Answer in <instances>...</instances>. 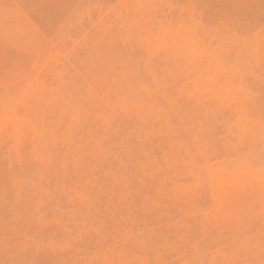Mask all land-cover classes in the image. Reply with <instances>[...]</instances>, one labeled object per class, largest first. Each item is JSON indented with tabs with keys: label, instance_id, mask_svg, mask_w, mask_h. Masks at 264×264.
<instances>
[{
	"label": "rangeland",
	"instance_id": "1",
	"mask_svg": "<svg viewBox=\"0 0 264 264\" xmlns=\"http://www.w3.org/2000/svg\"><path fill=\"white\" fill-rule=\"evenodd\" d=\"M61 1L63 0H0V148H2L0 149V249L4 248L2 249L4 250L3 252L0 250V258L3 260L1 261L0 259V264L5 262L7 256L6 262L13 264V261L14 263L16 262L13 259L21 260L23 258V256H21L22 254L25 257L23 258L24 260L27 258L29 260L30 256L31 258L35 256L34 261H36V263H32L33 261L29 260L30 262L28 264H51L59 260L56 259V256H59L60 260H63V262L65 258H70L71 256V259L74 261L75 257L73 253L76 251L78 253H76V259L78 261L80 259L83 260L84 264H95V262L96 264H100V260L101 264L102 262L103 264L106 262L107 264H119V262L120 264H124V262L125 264H133L134 262H137L135 264H151L153 261L152 264H156V262L157 264H159V262L162 264H169V261L172 264H192V262L196 260V262H194L196 264L199 255L202 258V262L199 258L198 261L200 262L197 264H204L205 260V264H216L217 262V264H222V258H228L229 261L225 259L227 260L225 264H264V0ZM142 33H144V35ZM162 35L165 38L164 40L161 39V43L168 47V50L164 52L155 45ZM146 39H148V41H146ZM102 44L104 46H102ZM105 45L107 52L105 50ZM136 45L139 47H135ZM120 56L121 58H119ZM117 58L119 60H116ZM116 67L120 70L118 68L116 69ZM125 67L128 68L125 69ZM123 83L127 86H124ZM140 85L144 87V90H148L149 94L146 95L144 91H139ZM100 93L101 95H99ZM142 95H144V97ZM34 97L37 98L34 100ZM29 98L31 99L29 100ZM127 99L131 101L129 102ZM27 100L28 102H26ZM72 101H74V104ZM25 104H29L31 111L26 112L25 108L21 109L25 107ZM19 112L22 114L26 112L25 116L29 120L31 127L36 128V134H34L31 129L27 128L21 135L15 137L11 130L8 129L9 126L7 127V125L9 123L8 118L10 114L22 115ZM51 115L53 117H51ZM89 116L93 117L95 121L89 118ZM117 117L119 119H117ZM57 118L60 120H57ZM79 118H83L81 119L82 123ZM115 118L117 119V123ZM110 121L113 123V128ZM87 124L90 126L92 125V127ZM110 128L112 130H110ZM75 131L77 133H75ZM111 134L113 135L111 136ZM2 135H4L5 138ZM88 135L90 136L88 137ZM79 137H81V139ZM43 138L45 139L44 141ZM107 138L109 139L108 141H106ZM17 140L20 142L18 143ZM9 142L11 143L10 145ZM108 143L110 145H108ZM50 146H52V149L49 148ZM55 146L56 148H54ZM89 146L93 149L91 150V148H88ZM96 146H99V150H97ZM112 148H114L116 153ZM60 150L63 151L61 152ZM116 150L119 153H117ZM124 150L126 151L125 153L123 152ZM97 154L98 156H96ZM89 157H93V159H88ZM107 157H109V159ZM110 157L111 159L114 158L112 160L113 162L110 160ZM117 157L120 158V161ZM58 159H60V162ZM115 159L117 162H120V166L123 164L125 167L123 168L122 166L120 167L119 164L117 165V162L114 161ZM31 160L32 164L35 163V168H37L38 171L33 168L34 166L31 164ZM40 161L41 163L39 165L38 162ZM108 161H111L114 166ZM20 163L23 165H20ZM25 164L27 167L24 166ZM18 165L20 166V170L16 169L17 167L19 168ZM28 166L33 170H30ZM56 167L59 168L58 170L61 169L59 174H57L58 170ZM100 167L103 168L100 170ZM21 168L27 170H24V172ZM108 169L111 171L109 172ZM17 170L20 171H18L19 174ZM99 170L101 173L105 174V176L104 174L102 176L104 180L98 175L100 182L106 183L105 186L104 183L98 184L99 180L97 174H100ZM28 171H31L33 174L29 173L27 176L26 173H28ZM22 172H24V174ZM111 172L112 178L109 176ZM50 173H55V175ZM116 173L129 174L133 179L127 177L129 179L128 185L119 184L118 181H114V175ZM30 174L31 178L29 177ZM45 175L48 178H46ZM68 175H72L70 177L71 179ZM229 177L232 179L231 181H229ZM106 178L107 181L105 182ZM19 179H21V181ZM48 179L49 181L51 180V182H48ZM83 179L85 181H83ZM42 180H44V184L47 183L45 187L44 184H42ZM71 180L72 182H70ZM65 182L67 184L69 183L67 185L68 187ZM24 183L27 188L29 187V191H27V188H24L26 187ZM28 184L31 186V193H29L30 186ZM37 184H39V186ZM58 184L60 190L58 189ZM95 184L96 186L98 184V187H95ZM107 184H109V186L111 184L112 186L104 188ZM131 184L133 186L128 187ZM87 185L89 189H86ZM100 185H102V187H100ZM16 186L19 187L17 188ZM73 186H75L73 188L75 191L71 190ZM114 186L116 189L119 188L116 190ZM124 186L125 188L123 189ZM134 186L135 188H132ZM78 187H80L81 190H77ZM126 187H128L129 191ZM92 188L99 189L96 191V189L93 190ZM110 188H112L111 192H109ZM32 189L34 190L32 191ZM42 189L44 191L43 193H41ZM106 189L108 192L104 193L107 191ZM113 189L116 192H114ZM149 189H152L151 192ZM14 190H16V193ZM122 190L124 194L121 193L120 195ZM88 191L90 193L89 197ZM126 191L127 193H125ZM228 191L235 193L231 199V208H224V214L221 215L219 214L220 209L217 208V206L226 207V204L222 198L215 199L214 196ZM12 192L14 193L12 194ZM57 192L59 194H57ZM134 192L136 193L133 194ZM238 192H246L247 195H241ZM93 193H95V195H93ZM114 193L115 195H113ZM151 193L154 196H152ZM154 193L158 196L156 195L155 197ZM7 194H10V196ZM11 194L13 198H11ZM30 194L32 195L30 196ZM143 194L146 195L144 196ZM40 195L42 196L40 197ZM106 195L110 201L106 198ZM122 195H124V205L120 200ZM26 196L27 198H25ZM60 196H63V198L66 196L68 198H66L67 200H63ZM74 196L78 198L79 204L82 201L81 204L83 205L84 203L83 206L78 204L79 206L75 211L74 208L77 207V204L76 201H73L74 199L76 200ZM112 196L115 200L111 199ZM5 197H9V199ZM59 197L62 198V200ZM97 197L98 199L100 197V202L98 199L95 200ZM136 197H139V200H135ZM179 197L184 200H181V198L179 199ZM22 198L26 202L21 201L23 200ZM31 198L35 199L31 201ZM69 198L70 200L74 198L72 203H75L71 206H68L69 202L67 201H70ZM91 198L92 200H89ZM132 198L135 201H133ZM154 198L157 200L155 201ZM160 198H163L162 202ZM82 199H85V201ZM86 199L88 201H86ZM93 199L95 201H93ZM169 199L172 200L169 201ZM33 200H35V202ZM43 200L45 202H43ZM118 200H120L121 203H119L120 201ZM141 200L142 202H140ZM146 200L149 201V204L151 203L150 206L146 203ZM10 201H12V205L17 206V209L20 208L23 202L21 207L23 209H19L18 212L16 209L15 212L17 214H14L15 207L11 206ZM63 201L65 202L64 204L62 203ZM131 201L136 202L130 203L131 209L134 208V211L133 209L131 211L130 205L128 206V203ZM137 201H139V203ZM143 201L146 202L143 203ZM178 201L181 204L177 203ZM95 202H98V204L93 208L92 206L95 205ZM8 203L10 204L8 205ZM100 203H102V205H100ZM164 203H168L167 210H170L169 212L165 209L167 206ZM17 204H19V206ZM25 204L28 207H26ZM119 204L121 207L123 206L122 210H119ZM152 204L153 208H150ZM6 205L11 207V209L8 206L5 208L4 206ZM44 205H46V207ZM98 205L101 206V209L96 210ZM155 205H157V207L160 206V209L155 207ZM66 206L67 208L69 207L68 209L70 211ZM80 206H86V208L89 206L88 210L92 207L93 212L92 210L88 211L84 209L85 207L81 210L82 207ZM111 206H114L113 209ZM117 207H119L118 210L116 209ZM137 207L142 208L138 209ZM7 208L9 209L7 210ZM40 208L45 209V212ZM55 208L56 210L59 209L58 212ZM162 208H164L165 211ZM173 208L175 209L173 210ZM4 209L6 211H4ZM78 209L83 211V213ZM149 209L151 211H149ZM9 210L13 211L12 213L18 216V218L9 215V213L12 214ZM22 210L25 213H23ZM103 210H105V215L102 212ZM157 210H161V212L164 211L167 214L164 212H162L163 214L161 212L159 213ZM197 210L200 211V214L196 213ZM119 211L127 212H125L126 214L123 213V217H119V214H121ZM27 212H30V214ZM56 212L58 213V216H56L57 219L55 218V215H57ZM60 212L64 215L67 213L70 220L66 219L68 217L67 215H65V217L62 214L64 216L63 218ZM68 212L71 214H68ZM75 212H77V216L73 215ZM145 212L149 215L147 216ZM153 212L154 214L157 212L159 219L156 217V214L154 216ZM44 213H46V217ZM80 213H82V215L91 213L86 216L87 218L89 217L91 224L89 219L83 218L82 215L79 216L78 214ZM96 213L100 214L99 216L101 218L97 216ZM109 213H111V217ZM117 213H119L118 216ZM27 214H29V219L26 218ZM48 214H50L49 216L54 223L48 218ZM124 214L128 215V218H131L132 220L130 219V221L133 223L128 221L127 216L124 218ZM32 215L34 216L32 217ZM103 215L106 219L102 218ZM201 215H204V217ZM42 216H44L45 219ZM77 217H82L83 220L78 219V221L80 220V225L76 226L75 224H78ZM97 217L98 219L100 218L99 221L103 226L100 225L98 220H95ZM116 217H119V219L122 218L120 220L121 222L124 221V224L121 223V225H119L120 223L117 221ZM30 218L32 220H30ZM91 218H93V220ZM108 218H112V220L108 221ZM138 218L139 221L137 220ZM213 218L215 220H213ZM1 219H3V222ZM64 219L67 220V222L64 221ZM153 219H155V221ZM211 219L212 222L209 221ZM6 220H8L9 227L6 225ZM44 220L45 223H47L46 226L43 224ZM71 220L74 222H71ZM158 220L161 221L158 222ZM24 221L25 223H23ZM31 221L37 223L35 224L33 222L35 228L40 226L42 229L39 230V228H36V230L33 228L34 224ZM183 221L186 222V224ZM207 221L209 224L212 223L213 230H211L212 228L209 227ZM217 221L219 223H217ZM4 222L6 224H4ZM68 222H71L70 225L73 224L76 226L78 232H76L77 230L74 231L76 228L73 226L71 229L72 232L69 230L70 228L68 226V228L65 227L66 223L69 225ZM110 222H112V224H109ZM26 223L30 227V229L28 227V234H26ZM38 223H41V225H38ZM51 223L54 225L53 228L52 226L50 227ZM63 223L64 225H62ZM87 223L91 232L88 226H86ZM145 223L149 229H146L148 227ZM150 224H152V226ZM48 225L49 228L47 229ZM81 225L85 230L87 227V232L79 228L82 227ZM130 225L134 228L130 227ZM194 225L196 228H192ZM226 225L228 227H226ZM5 226L10 231L7 230ZM17 226L21 227L20 229L22 231L26 229L24 231L26 233L21 232ZM98 226L99 228H97ZM110 226L111 230L109 228ZM93 227L95 230L97 229V232ZM105 227L108 229L105 230ZM115 227L117 232H115V230L114 232L112 231ZM120 227L124 229L122 230ZM60 228L66 230V233L64 232L63 234L64 236H66L65 234H67V236L69 235L67 238H62L63 240L56 239L60 234L56 232V230L59 231ZM194 228L197 231L196 233L195 231L193 232V230H195ZM18 229L20 231H17ZM51 229L53 232L49 231ZM190 229L192 230L191 232ZM93 230L96 235L93 233ZM188 230L189 232H186ZM33 231H39V233L41 231V237L44 239H40L39 235L38 241L37 237L39 233L36 236L37 232ZM46 231H49V233ZM81 231L85 234L87 233V235L83 233L87 245L83 242L84 238H82V241L81 237H78ZM104 231H106L105 234ZM2 232L7 233L6 236H8V239ZM10 232L13 234L11 235ZM51 232L53 235L56 234L55 236L57 237H52L53 235ZM110 232L113 234L112 236ZM43 233L45 236L48 235L49 237L52 235L51 237L54 239H49L48 236L45 238ZM70 233H72L71 236ZM92 233L96 237L93 236ZM229 233L231 234L228 235ZM98 234H104L99 236H101L102 239L103 236H105V240L107 236H111L110 240L108 238V243L113 237L116 238V241L112 240L114 243L111 241V244H108L106 242L107 240L102 241L101 239V241H99L100 238H98ZM114 234L119 237L114 236ZM188 234H192V237ZM200 234L202 236H200ZM92 236L95 238L93 241H89ZM61 237L63 236L61 235L59 239ZM69 237H71L70 239L73 241L66 240L65 242V238L69 239ZM86 237L88 241H86ZM212 237H214L215 240ZM229 237L231 241H229ZM167 238L168 241L165 240ZM181 238H183V240ZM210 238H212V240ZM19 239H21V242ZM55 239L58 240V242H55ZM118 239L122 241H118ZM155 239L156 241H154ZM50 240H52V242ZM129 240H131V242ZM162 240H164L165 243ZM8 241L11 242V245ZM12 241H14L13 244ZM61 241H63V243ZM74 241H76L79 246L76 244L73 245ZM188 241H190V244H188ZM59 242H61L62 246ZM116 242H121L124 246ZM209 242L211 244H209ZM21 243H24V245ZM141 243L142 247H140ZM170 243L174 246V249ZM176 243H178V245ZM7 244L9 246H7ZM27 244H30V246ZM47 244L49 245V249L52 250L50 251L52 255L49 253L50 256H53V253L55 255L58 249L59 251L56 252V254H60L64 250V246L66 248L64 252L66 251V253H69L67 254L69 256H67L66 253H63L66 256L65 258H63L64 255H56L54 256L55 258H53L55 261L51 262L53 259H50L47 251V253L45 252V246L48 249ZM41 245L44 246V251L43 248L41 249ZM75 245L77 249H74ZM210 245H214V247L212 248ZM22 246L24 250L21 249ZM59 246L61 247L59 248ZM105 246L107 251L103 249ZM165 246L168 251L164 249ZM183 246L188 247V251H186L190 252V256L188 253H184V255L187 256L182 254L183 251L186 252ZM30 247L32 248L31 251H29ZM67 247L71 249L68 251ZM89 247L93 248V250H90ZM126 247H128L129 250ZM175 247L177 249H175ZM178 247H182L184 250ZM85 248H87V252ZM94 248L98 254L94 251ZM118 248L120 249L119 251ZM33 249H35V254H33L34 251L31 253ZM72 249H74L73 252ZM103 250H105L108 255ZM37 251L39 252L38 254ZM42 251L46 254L45 256H42L44 255ZM79 251L81 253H79ZM129 251H131L132 254L134 253V256ZM164 251H166V253ZM198 251L204 254L197 253ZM151 252L153 254H151ZM213 252L215 255H213ZM3 253H9V255L5 254V256H3L1 255ZM110 253L116 256L112 254L110 257ZM91 254L97 256L93 257ZM121 254L124 259L120 256ZM130 254L134 259L131 258ZM217 254H219V256L215 258ZM38 255L42 257L39 259ZM152 255L156 257V260ZM193 255H197L195 257L196 259ZM212 256H214L213 258L215 261ZM11 257L13 258L11 259ZM17 257H20V259ZM36 257L38 258L36 259ZM112 257L115 259H112ZM189 257H192V259ZM127 258H131L129 263ZM150 258L153 260L150 261ZM76 259L75 262L77 264L78 261ZM11 260L13 261L11 262ZM72 260H70L71 263L75 264ZM61 261L58 262L61 264ZM21 262L27 264L28 261ZM67 262L70 264L68 259ZM81 262L79 261V264ZM18 263L19 261L16 264ZM63 264H66V261Z\"/></svg>",
	"mask_w": 264,
	"mask_h": 264
},
{
	"label": "bare ground",
	"instance_id": "2",
	"mask_svg": "<svg viewBox=\"0 0 264 264\" xmlns=\"http://www.w3.org/2000/svg\"><path fill=\"white\" fill-rule=\"evenodd\" d=\"M54 1H55V0H54ZM63 1H64V0H63ZM63 1H61V2H63ZM66 1H67V0H66ZM100 16H101V15H100ZM89 22H90V21H89ZM96 22H97V21H96ZM96 24H98V23H96ZM97 29H98V28H97ZM134 33H135V32H134ZM142 34L144 35V33H142ZM117 35H118V33H117ZM132 35H133V34H132ZM135 35H136V34H135ZM136 36H137V35H136ZM136 36H135V38H136ZM97 37H98V36H97ZM164 38H165V37L162 35V36L159 38V40L155 43L156 47H157L158 49H160L161 51H163V52L168 50V47L165 46V45H163V44L161 43V39L164 40ZM99 39H100V37H99ZM107 39H108V38H107ZM137 39H138V38H137ZM141 39H142V37H141ZM94 40H95V39H94ZM100 40H101V39H100ZM95 41H96V40H95ZM95 41H94V42H95ZM140 41H141V40H140ZM146 41H148V39H146ZM111 42H112V41H111ZM99 43H100V41H99ZM140 43H141V42H140ZM109 44H110V43H109ZM102 46H104V45L102 44ZM107 46H108V44H107ZM135 47H139V46L136 45ZM140 47H141V45H140ZM100 48H101V46H100ZM114 49H115V48H114ZM103 50H104V49H103ZM105 50H106V45H105ZM137 50H138V49H137ZM149 50H150V49H149ZM134 51H136V50H134ZM106 52H107V50H106ZM106 52H105V53H106ZM130 52H131V51H130ZM105 53H104V54H105ZM121 53H122V52H121ZM135 53H136V52H135ZM143 53H144V52H143ZM151 55H152V54H151ZM123 56H125V55H123ZM136 56H137V55H136ZM100 57H101V56H100ZM104 57H105V55H104ZM149 57H150V56H149ZM105 58H106V57H105ZM119 58H121V56H120ZM153 58H154V57H153ZM89 59H90V58H89ZM90 60H91V59H90ZM116 60H119V59L117 58ZM137 60H139V59H137ZM91 61H93V60H91ZM150 61H151V60H150ZM138 62H140V61H138ZM152 63H153V62H152ZM152 63H151V64H152ZM141 64H142V63H141ZM117 66H118V65H117ZM108 68H109V67H108ZM117 68H118V67H116V69H117ZM120 68H121V67H120ZM126 68H128V67H125V69H126ZM151 68H152V67H151ZM118 69H119V68H118ZM119 70H120V69H119ZM119 70H118V71H119ZM118 71H117V72H118ZM95 72H97V71H95ZM105 72H106V71H105ZM118 73H119V72H118ZM139 74H140V73H139ZM113 75H115V74H113ZM116 75H117V74H116ZM143 75H144V73H143ZM100 76H101V75H100ZM121 77H122V76H121ZM96 78H97V77H96ZM96 78H95V79H96ZM125 78L127 79L126 76H125ZM125 78L123 77V79L126 81ZM91 79H92V78H91ZM91 79H90V80H91ZM124 80H123V81H124ZM148 80H149V79H148ZM148 80H146V81H148ZM109 81H110V80H109ZM112 81H113V80H112ZM127 81H128V79H127ZM139 81H140V80H139ZM85 82H86V81H85ZM110 82H111V81H110ZM86 83H87V82H86ZM126 83H129V82H126ZM149 83H150V82H149ZM117 85H119V84H117ZM123 85H124V83H123ZM89 86H90V85H89ZM97 86H98V85H97ZM106 86H107V85H106ZM124 86H127V85L125 84ZM150 86H152V85H150ZM98 87H99V86H98ZM152 87H153V86H152ZM115 88H117V87H115ZM82 89H83V88H82ZM102 89H103V88H102ZM104 89H105V88H104ZM124 89H126V88H124ZM95 90H96V89H95ZM107 90H108V89H107ZM117 90H118V89H117ZM118 91H119V90H118ZM124 91H126V90H124ZM132 91H133V89H132ZM139 91H144L146 95L149 94L148 90H144V87H142V85L139 86ZM99 92H100V91H99ZM109 92H110V91H109ZM96 93H97V92H96ZM122 93H123V92H122ZM130 93H131V92H130ZM130 93H129V94H130ZM140 93H142V92H140ZM80 94H81V92H80ZM75 95H76V94H75ZM99 95H101V93H100ZM36 96H38V95H36ZM109 96H110V94H109ZM127 96H128V95H127ZM142 96L144 97V95H142ZM142 96H141V97H142ZM29 97H30V96H29ZM78 97H79V96H78ZM122 97H123V96H122ZM143 97H142V98H143ZM26 98H27V97H26ZM26 98H25V99H26ZM36 98H37V97H34V100H35ZM66 98H67V97H66ZM73 98H75V97H73ZM73 98H72V99H73ZM105 98H106V97H105ZM112 98H113V97H112ZM128 98H129V97H128ZM130 98H131V97H130ZM30 99H31V98H29V100H30ZM79 99H80V98H79ZM113 99H114V98H113ZM134 99H135V98H134ZM75 100H76V99H75ZM125 100H126V98H125ZM76 101H77V100H76ZM76 101H75V102H76ZM105 101H106V100H105ZM107 101H108V99H107ZM121 101H123V100H121ZM127 101H129V100L127 99ZM130 101H131V100H130ZM130 101H129V102H130ZM26 102H28V100H27ZM48 102H49V101H48ZM73 102H74V101H72V103H73ZM125 102H126V101H125ZM129 102H128V103H129ZM20 103H21V102H20ZM57 103H58V102H57ZM59 103H60V102H59ZM106 103H108V102H106ZM115 103H116V102H115ZM73 104H74V103H73ZM75 104H76V103H75ZM77 104H78V103H77ZM110 104H111V103H110ZM131 104H132V103H131ZM108 106H109V105H108ZM114 106H115V105H114ZM117 106H118V104H117ZM21 107H22V106H21ZM109 107H110V106H109ZM23 108H25L26 112L31 111V107L29 106V104H25V107H22L21 109H23ZM68 108H69V107H68ZM119 108H121V107H119ZM119 108H117V109H119ZM132 108H133V107H132ZM69 109H71V108H69ZM75 109H76V108H75ZM18 110H19V109H18ZM56 110H57V109H56ZM67 110H68V109H67ZM71 110H72V109H71ZM16 111H17V110H16ZM109 111H110V110H109ZM111 111H112V110H111ZM117 111H118V110H117ZM7 112H8V111H7ZM26 112H24V114H22L21 112H19V113H21L22 115H15L14 113H11L10 116H9V118H8L9 123H8L7 127L9 126L8 129L11 130V132L14 134L15 137H18L19 135H21L22 132H24L27 128L31 129V131H32L34 134H36V128H35V127H31L29 120H28L27 117L25 116ZM56 112H57V111H56ZM65 112H66V111H65ZM65 112H64V113H65ZM67 112H68V111H67ZM89 112H90V111H89ZM100 112H101V111H100ZM112 112H113V111H112ZM118 112H119V111H118ZM76 113H77V112H76ZM81 113H82V112H81ZM113 113H114V112H113ZM68 114H69V112H68ZM86 114H87V113H86ZM110 114H111V112H110ZM119 114H120V113H119ZM126 114H128V113H126ZM112 115H113V114H112ZM54 116H56V115H54ZM65 116H66V114H65ZM65 116H64V117H65ZM74 116H75V115H74ZM79 116H80V115H79ZM114 116H116V115H114ZM114 116H113V117H114ZM117 116H118V115H117ZM130 116H131V115H130ZM51 117H53V116L51 115ZM56 117H57V116H56ZM81 117H82V116H81ZM85 117H86V116H85ZM100 117H101V116H100ZM120 117H121V115H120ZM54 118H55V117H54ZM89 118H92V119L95 121V119H94L93 117H90V116H89ZM110 118H111V117H110ZM58 119H59V118H57V120H58ZM79 119H80V118H79ZM81 119H83V118H81ZM81 119H80V121H81ZM99 119H100V118H99ZM115 119H116V118H115ZM117 119H119V118L117 117ZM117 119H116V123H117ZM59 120H60V119H59ZM63 120H64V119H63ZM85 121H86V120H85ZM96 121H97V120H96ZM71 122H72V120H71ZM76 122H77V121H76ZM97 122H99V121H97ZM113 122H114V121H113ZM64 123H65V121H64ZM74 123H75V121H74ZM81 123H82V121H81ZM81 123H80V124H81ZM85 123H86V122H85ZM88 123H90V122H88ZM110 123H111V125L113 124L112 121H110ZM69 124H70V122H69ZM96 124H97V123H96ZM99 124H100V123H99ZM73 125H74V124H73ZM87 125H89V124H87ZM114 125H115V124H114ZM38 126H39V125H38ZM49 126H50V125H49ZM49 126H48V127H49ZM81 126H82V125H81ZM84 126H85V125H84ZM89 126H90V125H89ZM94 126H95V125H94ZM115 126H116V125H115ZM48 127H47V128H48ZM78 127H79V126H78ZM90 127H92V125H91ZM100 127H101V126H100ZM52 128H53V127H52ZM76 128H77V127H76ZM94 128H95V127H94ZM96 128H97V127H96ZM112 128H113V125H112ZM114 128H115V127H114ZM39 129H40V128H39ZM55 129H56V128H55ZM84 129H85V128H84ZM99 130H100V129H99ZM110 130H112V129L110 128ZM110 130H108V131H110ZM6 131H8V130H6ZM6 131H5V133H6ZM72 131H73V130H72ZM87 131H88V130H87ZM27 132H28V131H27ZM38 132H39V131H38ZM110 132H111V131H110ZM114 132H115V131H114ZM5 133H4V134H5ZM75 133H77V132L75 131ZM93 133H94V132H93ZM108 133H109V132H108ZM111 133H112V132H111ZM6 134H7V133H6ZM8 134H9V133H8ZM78 134H79V133H78ZM116 134H117V132H116ZM45 135H46V134H45ZM72 135H73V133H72ZM106 135H108V134H106ZM112 135H113V134H111V136H112ZM2 136L4 137V135H2ZM70 136H71V134H70ZM74 136H75V135H74ZM77 136H78V135H77ZM89 136H90V135H88V137H89ZM7 137H8V136H7ZM36 137H37V136H36ZM42 137H44V136H42ZM42 137H41V139H42ZM45 137H46V136H45ZM93 137H94V136H93ZM109 137H110V136H109ZM4 138H5V137H4ZM4 138H3V139H4ZM20 138H21V137H20ZM79 138L81 139V137H79ZM79 138H78V139H79ZM84 138H85V136H84ZM96 138H97V137H96ZM50 139H51V138H50ZM73 139H74V138H73ZM73 139H72V140H73ZM86 139H87V138H86ZM5 140H6V139H5ZM5 140H4V141H5ZM25 140H26V139H25ZM35 140H36V139H35ZM44 140H45V139L43 138V141H44ZM75 140H76V139H75ZM82 140H83V139H82ZM82 140H81V141H82ZM88 140H90V139H88ZM91 140H93V139H91ZM94 140H95V138H94ZM108 140H109V139L107 138L106 141H108ZM17 141H18V140H17ZM47 141H48V139H47ZM49 141H50V140H49ZM77 141H78V140H77ZM104 141H105V140H104ZM14 142H16V141H14ZM19 142H20V141H18V143H19ZM21 142H22V141H21ZM85 142H86V141H85ZM7 143H8V142H7ZM27 143H28V141H27ZM51 143H54V142H51ZM59 143H60V142H59ZM76 143H77V142H76ZM124 143H126V142H124ZM10 144H11V143L9 142V145H10ZM64 144H65V143H64ZM84 144H85V143H84ZM95 144H96V143H95ZM22 145H24V144H22ZM77 145H78V144H77ZM77 145H76V146H77ZM88 145H89V144H88ZM92 145H93V143H92ZM92 145H91V146H92ZM108 145H110V144L108 143ZM31 146H32V145H31ZM62 146H63V145H62ZM76 146H75V147H76ZM91 146H89L88 148H91ZM99 146H100V145H99ZM99 146H98V147H99ZM106 146H107V145H106ZM1 147H2V145H1ZM51 147H52V146H50L49 148H51ZM69 147H70V146H69ZM85 147H86V146H85ZM93 147H94V145H93ZM96 147H97V146H96ZM98 147H97V150H99ZM100 147H101V146H100ZM108 147H109V146H108ZM54 148H56V146H55ZM57 148H58V147H57ZM60 148H62V147H60ZM63 148H64V146H63ZM72 148H73V147H72ZM72 148H71V149H72ZM120 148H121V147H120ZM0 149H2V148H0ZM3 149H4V148H3ZM51 149H52V148H51ZM78 149H79V147H78ZM82 149H83V148H82ZM84 149H85V148H84ZM92 149H93V148H91V150H92ZM108 149L110 150V147H109ZM23 150H24V149H23ZM56 150H57V149H56ZM58 150H59V148H58ZM106 150H107V149H106ZM106 150H105V151H106ZM112 150L114 151V148H112ZM60 151L62 152L63 150H60ZM82 151H83V150H82ZM82 151H81V152H82ZM85 151H86V150H85ZM101 151H102V150H101ZM113 151H112V153H113ZM116 151H117V150H116ZM71 152H72V151H71ZM92 152H93V151H92ZM96 152H98V151H96ZM99 152H100V151H99ZM106 152H107V151H106ZM114 152H115V151H114ZM123 152L125 153L126 151L124 150ZM27 153H28V152H27ZM54 153H55V152H54ZM58 153H59V152H58ZM115 153H116V152H115ZM115 153H114V154H115ZM117 153H119V152L117 151ZM63 154H64V153H63ZM84 154H85V153H84ZM108 154H109V156H110V153H109V152H108ZM25 155H27V154H25ZM53 155H54V154H53ZM69 155H70V154H69ZM79 155H80V154H79ZM115 155H116V154H115ZM117 155H119V154H117ZM11 156H12V155H11ZM83 156H85V155H83ZM96 156H98V154H97ZM107 156H108V155H107ZM32 157H33V156H32ZM79 157H80V156H79ZM102 157H103V156H102ZM104 157H105V156H104ZM120 157H121V155H120ZM27 158H28V156H27ZM68 158H69V157H68ZM71 158H72V157H71ZM83 158H84V157H83ZM90 158L93 159V157H89L88 159H90ZM107 158L109 159V157H107ZM112 158H113V157H112ZM20 159H21V158H20ZM34 159H35V158H34ZM79 159H80V158H79ZM86 159H87V158H86ZM86 159H85V160H86ZM113 159H114V158H113ZM113 159H111V157H110V160H111V161H112ZM117 159L119 160L120 158L117 157ZM21 160H22V159H21ZM27 160H28V159H27ZM59 160H60V159H58V161H59ZM68 160H69V159H68ZM96 160H97V159H96ZM98 160H99V159H98ZM103 160H104V159H103ZM106 160H107V159H106ZM124 160H125V159H124ZM17 161H18V160H17ZM33 161H34V160H33ZM38 161H39V160H38ZM89 161H91V160H89ZM100 161H101V160H100ZM104 161H105V160H104ZM111 161H108V162H111ZM114 161L117 162L116 159H115ZM119 161H120V160H119ZM28 162H29V161H28ZM30 162H31V164H32V160H31ZM59 162H60V161H59ZM92 162H93V160H92ZM97 162H98V161H97ZM105 162H107V161H105ZM112 162H113V161H112ZM112 162H111V163H112ZM116 162H115V165H116ZM13 163H14V161H13ZM16 163H17V162H16ZM21 163H22V162H21ZM21 163H20V165H23V164H21ZM25 163H26V162H25ZM38 163H39V165H40L41 161L38 162ZM52 163H53V162H52ZM80 163H81V161H80ZM111 163H110V164H111ZM119 163H120V162H117V165H118ZM34 164H35V163H34ZM34 164H32V165L34 166L33 168H34V169H37V168H35V165H34ZM69 164H71V163H69ZM91 164H92V163H91ZM96 164H97V163H96ZM121 164H122V161H121ZM14 165H15V164H14ZM52 165H53V164H52ZM56 165H57V164H56ZM98 165H99V164H98ZM105 165H106V164H105ZM112 165H113V163H112ZM12 166H13V165H12ZM16 166H17V164H16ZM18 166H19V165H18ZM24 166L27 167L26 164H25ZM42 166H43V165H42ZM42 166H40V167H42ZM45 166H46V165H45ZM47 166H48V165H47ZM78 166H79V165H78ZM85 166H86V165H85ZM100 166H101V164H100ZM113 166H114V165H113ZM119 166H120V164H119ZM121 166H122L123 168L125 167V166H123V164H122ZM121 166H120V167H121ZM22 167H23V166H22ZM36 167H37V166H36ZM43 167H44V166H43ZM89 167H90V166H89ZM23 168H24V167H23ZM23 168H21V169L23 170ZM28 168L30 169L29 166H28ZM56 168H57V170L59 169L58 167H56ZM87 168H88V165H87ZM101 168H103V167H100V170H101ZM123 168H122V169H123ZM16 169H19V170H20V166H19V168L17 167ZM46 169H47V168H46ZM46 169H45V170H46ZM50 169H52V168H50ZM85 169H86V168H85ZM19 170H17V172H18ZM24 170L26 171L27 169H24ZM24 170H23V171H24ZM30 170H33V169H30ZM41 170H42V169H41ZM53 170H54V169H53ZM78 170H79V169H78ZM100 170H99V172H100ZM104 170H105V169H104ZM108 170H109V169H108ZM123 170H124V169H123ZM129 170H130V169H129ZM25 171H24V172H25ZM37 171H38V169H37ZM60 171H61V169L58 170L57 174H59ZM85 171H86V170H85ZM96 171H97V170H96ZM96 171H94V172H96ZM110 171H111V170H109V172H110ZM124 171H125V170H124ZM130 171H131V170H130ZM17 172H15V173H17ZM19 172H20V171H19ZM19 172H18V174H19ZM24 172H22V173L24 174ZM51 172H52V170H51ZM69 172H71V171H69ZM81 172H82V171H81ZM92 172H93V171H92ZM99 172H98V173H99ZM22 173H21V174H22ZM29 173H32V172H31V171H30V172L28 171V173H26V175L28 176ZM37 173H38V172H37ZM89 173H90V172H89ZM113 173H114V172H113ZM127 173H128V171H127ZM131 173H132V172H131ZM21 174H20V175H21ZM32 174H33V173H32ZM44 174H45V172H44ZM46 174H48V173H46ZM50 174L55 175V173H50ZM78 174H79V172H78ZM78 174H77V175H78ZM96 174H97V173H96ZM101 174H102V175H101ZM103 174H104V173H101V172H100V174H97V176L99 175L100 178H101V177L103 176ZM111 174H112V172L110 173L109 176H111ZM146 174H147V173H146ZM126 175H127V176H126ZM126 175H125V173H124V174H123V173H120V174H119V173H116V174L114 175V181H116V182L118 181L119 184H127V183H129V179H128L127 177H131V176H129V174H126ZM131 175H132V174H131ZM133 175H134V174H133ZM22 176H23V175H22ZM34 176H35V175H34ZM37 176H38V174H37ZM45 176H46V175H45ZM51 176H52V175H51ZM71 176H72V175H71ZM71 176L68 175L69 178H70ZM99 176H98V180H99ZM104 176H105V174H104ZM109 176H108V177H109ZM144 176H145V175H144ZM23 177H24V176H23ZM29 177L31 178V174L29 175ZM39 177H40V176H39ZM43 177H44V176H43ZM49 177H50V176H49ZM78 177H79V176H78ZM134 177H135V176H134ZM13 178H14V177H13ZM16 178H17V177H16ZM16 178H15V179H16ZM34 178H35V177H34ZM46 178H48V177L46 176ZM51 178H52V177H51ZM88 178H89V177H88ZM90 178H91V176H90ZM104 178H105V177H104ZM111 178H112V176H111ZM131 178H132V177H131ZM145 178H146V176H145ZM231 178H232V177H231ZM11 179H12V178H11ZM25 179H26V178H25ZM35 179H36V178H35ZM37 179H38V178H37ZM54 179H55V178H54ZM57 179H58V178H57ZM60 179H61V176H60ZM64 179H65V177H64ZM70 179H71V178H70ZM102 179H103V177H102ZM108 179H110V178H108ZM132 179H133V178H132ZM136 179H137V178H136ZM19 180L21 181V179H19ZM39 180H40V178H39ZM103 180H104V179H103ZM231 180H232V179H230V177H229V181H231ZM11 181H13V180H11ZM25 181H26V180H25ZM29 181H30V179H29ZM32 181H33V179H32ZM60 181H61V180H60ZM65 181H66V180H65ZM83 181H85V180L83 179ZM83 181H82V182H83ZM106 181H107V178H106L105 182H106ZM16 182H17V181H16ZM35 182H36V181H35ZM38 182H39V181H38ZM42 182H43L42 184H44V180H42ZM48 182H51V180L49 181V179H48ZM58 182H59V179H58ZM67 182H69V181H67ZM70 182H72V180H71ZM70 182H69V183H70ZM96 182H97V181H96ZM109 182H110V180H109ZM109 182H108V183H109ZM111 182H112V180H111ZM140 182H141V181H140ZM140 182H139V183H140ZM25 183H26V182H25ZM25 183H24V184H25ZM33 183H34V182H33ZM40 183H41V181H40ZM52 183H53V181H52ZM65 183H66V182H65ZM69 183H68V184H69ZM101 183H104V182H100V180H99V183H98V184H101ZM17 184H18V183H17ZM30 184H31V183H30ZM35 184H36V183H35ZM46 184H47V183L44 184V187H45ZM48 184H49V183H48ZM68 184L66 183V186H67ZM89 184H90V182H89ZM89 184H88V185H89ZM98 184H97V186H96V184H95V187H98ZM136 184H137V183H136ZM140 184H141V183H140ZM19 185H20V182H19ZM28 185H29V184H28ZM37 185L39 186V184H37ZM51 185H52V184H51ZM70 185H71V184H70ZM85 185H86V184H85ZM85 185H84V186H85ZM88 185H87V188H86V189H89V186H88ZM105 185H106V183H104V186H105ZM116 185H117V183H116ZM116 185H115V186H116ZM127 185H128V184H127ZM142 185H143V184H142ZM142 185H141V186H142ZM148 185H150V184H148ZM22 186H23V185H22ZM24 186H26V184H25ZM29 186H30V185H29ZM40 186H42V185H40ZM48 186H49V185H48ZM108 186H109V184H107V186L104 187V188H107ZM110 186H112V185L110 184ZM110 186H109V187H110ZM115 186H114V188H115ZM131 186H133V185L131 184V185H129L128 187H131ZM135 186H137V185H135ZM135 186L132 187V188H135ZM16 187H17V186H16ZM16 187H15V189H16ZM18 187H19V186H18ZM18 187H17V188H18ZM35 187H36V186H35ZM56 187H57V186H56ZM59 187H60V186H59V184H58V189H59ZM67 187H68V186H67ZM74 187H75V186L72 187V189H71L72 191L74 190V189H73ZM80 187H81V186H80ZM80 187H78L77 190H78V189L81 190ZM85 187H86V186H85ZM100 187H102V185H100ZM117 187H118V186H117ZM128 187H126L127 190H128ZM24 188L26 189L27 186L24 187ZM24 188H23V190H24ZM28 188H29V187H28ZM28 188H27V191H29ZM32 188H33V186H32ZM38 188H40V187H38ZM41 188H42V187H41ZM46 188H47V187H46ZM118 188H119V187H118ZM118 188H117V189H118ZM120 188H122V187H120ZM124 188H125V186L123 187V189H124ZM132 188H131V189H132ZM34 189H35V188H34ZM34 189H32V191H33ZM48 189H49V188H48ZM50 189H51V188H50ZM83 189H85V188H83ZM92 189H93V188H92ZM95 189H96V188H95ZM95 189H93V190H95ZM97 189H99V188H97ZM97 189H96V191H97ZM101 189H102V188H101ZM108 189H109V188H108ZM111 189H112V188H110L109 192H111ZM115 189H116V188H115ZM117 189H116V190H117ZM17 190H18V189H17ZM59 190H60V189H59ZM103 190H104V189H103ZM106 190H107V189H106ZM113 190H114V189H113ZM120 190H121V189H120ZM133 190H135V189H133ZM141 190H143V189H141ZM149 190H150V189H149ZM151 190H152V189H151ZM151 190H150V192H151ZM15 191H16V190H14V192H15ZM27 191H26V192H27ZM36 191H37V189H36ZM36 191H34V192H36ZM74 191H75V190H74ZM128 191H129V190H128ZM144 191H145V190H144ZM14 192H12V194H13ZM18 192H19V191H18ZM43 192H44V191H43V189H42V192H41V193H43ZM63 192H64V191H63ZM79 192H80V191H79ZM84 192H85V191H84ZM103 192H104V191H103ZM107 192H108V190H107L106 192H104V193H107ZM114 192H116V191L114 190ZM117 192H118V191H117ZM122 192H124V191L122 190V191L120 192V195H121ZM130 192H131V190H130ZM130 192H129V193H130ZM15 193H16V192H15ZM23 193H24V192H23ZM29 193H31V186H30V192H29ZM37 193H38V192H37ZM37 193H35V194H37ZM65 193H66V190H65ZM77 193H78V192H77ZM99 193H100V192H99ZM125 193H127V191H126ZM135 193H136V192H134L133 194H135ZM139 193H140V192H139ZM238 193L241 194V195H243V194L247 195L246 192H243V193L238 192ZM238 193H237V194H238ZM12 194H11V198H13V197H12ZM17 194H18V193H17ZM32 194H33V193H32ZM32 194H30V196H31ZM57 194H59V193L57 192ZM67 194H68V193H67ZM84 194H85V193H84ZM89 194H90V193H89V191H88V197H89ZM100 194H101V193H100ZM102 194H103V193H102ZM108 194H109V193H108ZM108 194H107V195H108ZM122 194H124V193H122ZM131 194H132V193H131ZM154 194H155V193H154ZM233 194H235V193H234V192H230V191H228V192H223V193H220V194H217V195L214 196L215 199L222 198L223 201H224L225 204H226V207H222V206H217V205H216L217 208L220 209V210H219V214H221V215L224 214V210H223L224 208H228V209L231 208V202H232L231 199L233 198ZM7 195H8V194H7ZM20 195H21V194H20ZM25 195H26V194H25ZM28 195H29V194H28ZM45 195H46V194H45ZM60 195H61V194H60ZM72 195H73V193H72ZM85 195H86V194H85ZM85 195H84V196H85ZM93 195H95V193H93ZM98 195H99V194H98ZM98 195H96V196H98ZM107 195H106V198H107ZM113 195H115V193H114ZM126 195H127V194H126ZM136 195H137V194H136ZM138 195H139V194H138ZM140 195H141V193H140ZM143 195H144V194H143ZM145 195H146V194H145ZM145 195H144V196H145ZM151 195H152V193H151ZM156 195H157V194H155V197H156ZM161 195H162V194H161ZM161 195H160V196H161ZM181 195H182V194H181ZM245 195H244V196H245ZM5 196H6V195H5ZM8 196H10V194H9ZM23 196H24V195H23ZM35 196H36V195H35ZM41 196H42V195H40V197H41ZM43 196H44V195H43ZM46 196H47V195H46ZM58 196H59V195H58ZM78 196H79V195H78ZM82 196H83V195H82ZM99 196H100V195H99ZM101 196H102V195H101ZM116 196H118V195H116ZM133 196H134V195H133ZM152 196H154V195H152ZM157 196H158V195H157ZM176 196H177V195H176ZM244 196H243V197H244ZM19 197H21V196H19ZM38 197H39V195H38ZM49 197H50V196H49ZM60 197L63 198V196H60ZM60 197H59V198H60ZM68 197H69V195H68ZM68 197L65 196V197L63 198V200H64V199L67 200L66 198H68ZM72 197H73V196H72ZM74 197H75V196H74ZM94 197H95V196H94ZM108 197H109V195H108ZM123 197H124V195L121 196L122 199H121L120 197H119V198H120V200L122 201V204L124 205V204H125V201H123ZM125 197H126V196H125ZM129 197H130V196H129ZM134 197H135V196H134ZM134 197H133V198H134ZM141 197H142V195H141ZM181 197H182V196H181ZM181 197H179V199H180ZM5 198H6V197H5ZM5 198H4V199H5ZM23 198H24V197H23ZM23 198H22V199H23ZM25 198H27V196H26ZM29 198H30V197H29ZM44 198H45V197H44ZM59 198H58V199H59ZM62 198H60V199L62 200ZM75 198H76V200H75L74 198H73L74 200L72 199L73 201H76V204H77V207L74 208V211H75V209H77L78 206L83 202L82 200L85 201V199H82V200H81L82 202L80 201L81 203L79 204V201L77 200L78 198H77V197H75ZM104 198H105V197H104ZM115 198H116V197H115ZM133 198H132L133 201H135L136 199L139 200V199H138L139 197H138V198L136 197L135 200H134ZM149 198H150V196H149ZM6 199H9V197H7ZM32 199H35V198H31V201H32ZM41 199H42V198H41ZM60 199H59V200H60ZM87 199H88V198H87ZM87 199H86V201H88ZM94 199H95V198H94ZM94 199H93V201L97 200L98 197H97L95 200H94ZM99 199H100V197H99ZM99 199H98V200H99ZM107 199H108V198H107ZM107 199H106V201H107ZM111 199H114L113 196H112ZM129 199H130V198H129ZM154 199H155V198H154ZM160 199H161V198H160ZM162 199H163V198H162ZM162 199H161V202H162ZM10 200H11V199H10ZM28 200H29V199H28ZM36 200H37V199H36ZM69 200H70V198H69ZM72 200L67 201V202H69V203H68V204H69L68 206H71L72 204L75 203V202L72 203ZM89 200H92V198L89 199ZM108 200L110 201V199H108ZM114 200H115V199H114ZM120 200H118V201H120ZM126 200H127V199H126ZM144 200H145V199H144ZM156 200H157V199H155V201H156ZM170 200H172V199H169V201H170ZM175 200H176V199H175ZM181 200H184V199L181 198ZM3 201H4V200H3ZM19 201H20V200H19ZM21 201L26 202V201H24V199L21 200ZM21 201H20V202H21ZM33 201L35 202V200H33ZM121 201H120L119 203H121ZM127 201H128V200H127ZM133 201L129 202V203H128V206L130 205V203L132 204ZM146 201H147V200H146ZM146 201H143V203H145ZM158 201H159V197H158ZM165 201H166V200H165ZM165 201H164V202H165ZM179 201H180V200H179ZM179 201H178L177 203H180ZM190 201H191V200H190ZM11 202H12V201H10V203H11ZM16 202H17V201H16ZM23 202H22V205H23ZM29 202H30V200H29ZM43 202H45V201L43 200ZM60 202H61V201H60ZM99 202H100V200H99ZM123 202H124V203H123ZM137 202L139 203V201H137ZM140 202H142V200H141ZM148 202H149V201H147L146 203L149 204ZM6 203H7V201H6ZM10 203H8V205H9ZM17 203H18V202H17ZM32 203H33V202H32ZM62 203L64 204L65 202L63 201ZM89 203H90V202H89ZM92 203H93V202H92ZM133 203H136V202H133ZM174 203H175V202H174ZM177 203H176V204H177ZM12 204H13V203H11V206L15 207V210H14V212H15L16 209H17V208H16L17 206H14V205H12ZM20 204H21V203H20ZM44 204H45V203H44ZM46 204H47V203H46ZM53 204H54V203H53ZM76 204H75V205H76ZM78 204H79V205H78ZM85 204H86V203H85ZM94 204H95V205L92 206L93 208L96 206V204H98V202H95ZM116 204H117V203H116ZM147 204H146V205H147ZM150 204H151V203H150ZM150 204H149V206H150ZM164 204H165V203H164ZM180 204H181V203H180ZM180 204H177V205H180ZM8 205H6V206H4V207L6 208ZM17 205L19 206V204H17ZM22 205L20 206V208L17 209V212L19 211V209H23V208H21ZM25 205H26V204H25ZM32 205H33V204H32ZM38 205H39V204H38ZM81 205H82V204H81ZM83 205H84V203H83ZM83 205H82V206H83ZM100 205H102V203H100ZM126 205H127V204H126ZM133 205H134V204H133ZM133 205H132V206H133ZM139 205H140V204H139ZM159 205H161V204H159ZM162 205H163V204H162ZM165 205L167 206V207H165V209L167 210V209H168V203H166ZM177 205H176V206H177ZM44 206L46 207V205H44ZM44 206H43V207H44ZM51 206H52V204H51ZM57 206H58V205H57ZM62 206H63V205H62ZM64 206H65V205H64ZM82 206H80V207H82ZM89 206H90V205H89ZM89 206H88V207H89ZM114 206H115V204H114ZM114 206H111L112 209H113ZM119 206H120L121 209H120L119 207H117L116 209L118 210V208H119V210H122V207H123V206L121 207L120 204H119ZM137 206H138V205H137ZM142 206H143V205H142ZM152 206H153V204L151 205L150 208H153ZM170 206H172V205H170ZM0 207H1V206H0ZM4 207H3V208H4ZM8 207H9V206H8ZM26 207H28V206L26 205ZM31 207H32V206H31ZM40 207H41V206H40ZM53 207H54V205H53ZM80 207H79V209H80ZM84 207H85V208H84ZM84 207H82L81 210H83V208L86 209V210H88V207H87V208H86V206H84ZM92 207H90L89 210H92V212H93ZM97 207H100V208H97ZM97 207H96V210H97V209H101V206L98 205ZM109 207H110V206H109ZM143 207H144V206H143ZM146 207H147V206H146ZM155 207H157V205H155ZM162 207H164V206H162ZM172 207H173V206H172ZM9 208L11 209V207H9ZM9 208H7V210H8ZM36 208H37V206H36ZM49 208H51V207H49ZM58 208H59V207H58ZM60 208H61V204H60ZM66 208H67V206H66ZM68 208H69V207H68ZM68 208H67V209H68ZM72 208H73V206H72ZM105 208H107V207H105ZM105 208H104V209H105ZM137 208H138V207H137ZM137 208H135V209H137ZM141 208H142V207H139L138 209H141ZM144 208H145V207H144ZM157 208L160 209V206L157 207ZM25 209H26V208H25ZM32 209H33V208H32ZM40 209H42V208H40ZM79 209H78V210H79ZM102 209H103V208H102ZM108 209H109V208H108ZM116 209H115V210H116ZM130 209H131V205H130ZM132 209H133V211H134V208H132ZM132 209H131V211H132ZM147 209H148V208H147ZM162 209L165 211L164 208H162ZM169 209H170V208H169ZM174 209H175V208H173V210H174ZM214 209H215V208H214ZM42 210L44 211L45 209H42ZM55 210H56V208H55ZM58 210H59V209H58ZM58 210H56V211L58 212ZM64 210H66V209H64ZM68 210H69V209H68ZM72 210H73V209H72ZM81 210H79V211L83 213V211H81ZM89 210H88V211H89ZM115 210H114V211H115ZM4 211H6V210L4 209ZM9 211H10V210H9ZM40 211H41V210H40ZM62 211H63V208H62ZM69 211H70V210H69ZM98 211H99V210H98ZM104 211H105V210L102 211L103 214H104ZM135 211H136V210H135ZM149 211H151V210L149 209ZM152 211H153V210H152ZM157 211H159V210H157ZM164 211H162V212H164ZM169 211H170V210H169ZM169 211L167 210V212H169ZM197 211H198V212H197ZM197 211H196V213H199V212H200L199 210H197ZM215 211H216V210H215ZM1 212H2V211H1ZM10 212L12 213L13 211H10ZM22 212L25 213L23 210H22ZM22 212H21V213H22ZM37 212H38V211H37ZM37 212H36V213H37ZM41 212H42V211H41ZM44 212H45V211H44ZM46 212H47V211H46ZM50 212H51V211H50ZM57 212H56V213H57ZM77 212H78V211H77ZM77 212H75V214H73V215H76ZM100 212H101V211H100ZM117 212H118V211H117ZM125 212H127V211H125ZM125 212H123V211H122V212L119 211V213H121L122 215L119 214V213H117V216H118V214H119V217H120V216L123 217V213H125ZM138 212H139V211H138ZM160 212H161V210L159 211V213H160ZM162 212H161V213H162ZM213 212H214V211H213ZM27 213L30 214V212H27ZM36 213H35V214H36ZM38 213H39V212H38ZM60 213H61V212H60ZM60 213H59V215H60ZM82 213H80V214H78V215L81 216ZM94 213H95V212H94ZM134 213H135V212H134ZM140 213H141V212H140ZM142 213H143V212H142ZM145 213H146V212H145ZM145 213H144V214H145ZM149 213H151V212H149ZM164 213H166V212H164ZM216 213H217V212H216ZM3 214H5V213H3ZM12 214H13V213H12ZM12 214L9 213V215H11V216L14 217V216H15L14 214H17V213L15 212L13 215H12ZM29 214H27V217H26V218H28V215H29ZM32 214H34V213H32ZM62 214H63V213H61V216L64 215V214H63V215H62ZM68 214H71V213L68 212ZM87 214H89V213H87ZM87 214H86V215L83 214L82 217H83V218H87V217H86ZM90 214H91V213H90ZM90 214H89V215H90ZM96 214H97V213H96ZM96 214H95V215H96ZM105 214H106V213H105ZM105 214H104V215H105ZM107 214H108V213H107ZM110 214H111V213H109V216H110ZM112 214H113V213H112ZM125 214H126V213H125ZM125 214H124V215H125ZM146 214H147V213H146ZM153 214H154V212H153ZM155 214H156V217L159 216V215L157 214V212H156ZM155 214H154V216H155ZM162 214H163V213H162ZM166 214H167V213H166ZM199 214H200V213H199ZM22 215H23V214H22ZM25 215H26V214H25ZM37 215H38V214H37ZM45 215H46V213H44V216H45ZM49 215H50V214H48V216H49ZM65 215H67V213H66ZM65 215H64V216H65ZM99 215H100V214H97V216H99ZM104 215L102 216V218L106 219V217H104ZM114 215L116 216L115 213H114ZM129 215H130V214H129ZM137 215H138V213H137ZM148 215H149V214H147V216H148ZM157 215H158V216H157ZM23 216H24V215H23ZM33 216H34V215H32V217H33ZM44 216H42V217H44ZM56 216H58V213H57V215H55V218H56ZM61 216H60V217H61ZM64 216H63V218H64ZM67 216H68V215H67ZM76 216H77V215H76ZM84 216H85V217H84ZM126 216H127V218H128V215H125L124 218H125ZM133 216H134V215H133ZM154 216H153V218H154ZM197 216H198V215H197ZM199 216H200V215H199ZM201 216L204 217V215H201ZM5 217H6V216H5ZM15 217L18 218V216H15ZM30 217H31V216H30ZM45 217H46V216H45ZM45 217H44V219H45ZM53 217H54V216H53ZM53 217H52V218H53ZM65 217H66V216H65ZM82 217H81V218L77 217V221H78V219H82V220H83ZM90 217H91V216H90ZM99 217H100V216H99ZM110 217H111V216H110ZM119 217H118V218L116 217L117 221H119V223H120L119 225H121V223L124 224V221L121 222V220H120V219H122V218L119 219ZM212 217H213V216H212ZM217 217H218V216H217ZM2 218H3V215H2ZM10 218H11V217H10ZM24 218H25V217H24ZM48 218L51 219L50 216H49ZM55 218H54V219H55ZM100 218H101V217H100ZM100 218H99V219H100ZM112 218H113V217H112ZM112 218H110V219L108 218V219H109L108 221L112 220ZM124 218H123V219H124ZM205 218H206V217H205ZM6 219H7V218H6ZM19 219H20V218H19ZM28 219H29V218H28ZM46 219H47V218H46ZM49 219H47V220H49ZM56 219H57V218H56ZM66 219H67V220H70L69 216H68ZM87 219H89V217H88ZM91 219L93 220V218H91ZM99 219H98V217H97L95 220H98V221H99ZM130 219H131V218H128V221L131 223L132 221H130ZM149 219H150V217H149ZM151 219H152V218H151ZM155 219H157V218H155ZM155 219H153V220L155 221ZM158 219H159V217H158ZM165 219H166V218H165ZM202 219H203V218H202ZM217 219H218V218H217ZM8 220H9V219H8ZM8 220H6L5 222H7ZM21 220H22V219H21ZM23 220H24V219H23ZM30 220H32V219L30 218ZM67 220L64 219V221H66V222H67ZM131 220H132V219H131ZM137 220L139 221V218H138ZM137 220H136V221H137ZM161 220H162V219H161ZM161 220H158V222H160ZM213 220H215V219L213 218ZM221 220H222V219H221ZM221 220H220V221H221ZM1 221L3 222V219H1ZM10 221H11V220H10ZM26 221H27V219H26ZM34 221H35V220H34ZM34 221H33V222H34ZM36 221H37V219H36ZM52 221H53V220L51 219V222H52ZM56 221H57V220H56ZM79 221H80V220H79ZM79 221H78V224H75L76 226H77V225H80V224H79V223H80ZM86 221H88V220H86ZM101 221H102V220H101ZM105 221H106V220H105ZM108 221H107V223H108ZM114 221H115V219H114ZM126 221H127V219H126ZM136 221H135V222H136ZM191 221H192V220H191ZM197 221H198V219H197ZM209 221L212 222V219L209 220ZM5 222H4V224H6ZM31 222H32V221H31ZM33 222H32V223H33ZM47 222H48V221H47ZM71 222H74V221L71 220ZM71 222H70V223H71ZM89 222H90V219H89ZM95 222H96V221H95ZM99 222H100V221H99ZM112 222H113V221H112ZM112 222H110L109 224H112ZM163 222H164V219H163ZM168 222H169V221H168ZM177 222H178V221H177ZM183 222H184V221H183ZM205 222H206V221H205ZM9 223H10V222H9ZM11 223H12V221H11ZM13 223H14V220H13ZM23 223H25V221H24ZM23 223H22V224H23ZM34 223L37 224L36 222H34ZM34 223H33V224H34ZM53 223H54V221H53ZM53 223H51L52 225L50 224V227L52 226V228H53V226H54ZM68 223H69V222H68ZM70 223H69V225H70ZM76 223H77V222H76ZM81 223H82V222H81ZM105 223H106V222H105ZM105 223H104V226H105ZM115 223H117V222H115ZM132 223H133V222H132ZM138 223H139V222H138ZM150 223H151V222H150ZM161 223H162V222H161ZM161 223H160V224H161ZM184 223L186 224V222H184ZM189 223H190V221H189ZM194 223H195V222H194ZM196 223H197V222H196ZM207 223H208V221H207ZM217 223H219V222L217 221ZM220 223H221V222H220ZM26 224H27V223H26ZM26 224H25V225H26ZM33 224H32V226H33ZM35 224H34V227H33V228H35ZM39 224L41 225V223H38V225H39ZM43 224H45V226H46L47 223H45V220L43 221ZM90 224H91V222H90ZM113 224H114V223H113ZM123 224H122V227H123ZM136 224H137V223H136ZM163 224H164V223H163ZM179 224H180V223H179ZM198 224H199V222H198ZM208 224H209V223H208ZM211 224H212V223H211ZM211 224H209V227L212 228V225H211ZM0 225H1V224H0ZM6 225H7V227L10 226V225L8 226V222H7ZM25 225H24V226H25ZM62 225H64V223H63ZM69 225H67V223H66V224H65V227L68 226V227L70 228V229H69L70 231H71V229H72V226H73L74 228H76V226H74L73 224H71L70 226H69ZM95 225H96V224H95ZM100 225H101V222H100ZM106 225H107V224H106ZM125 225H126V222H125ZM125 225H124V226H125ZM131 225H132V224H131ZM131 225H130V227H132ZM145 225L147 226L146 223H145ZM150 225L152 226V224H150ZM164 225H165V224H164ZM191 225H192V224H191ZM195 225H196V224H195ZM195 225L192 226V228L195 227ZM224 225H225V223H224ZM3 226H4V225L2 224V227H3ZM15 226H16V225H15ZM15 226H14V227H15ZM36 226H37V225H36ZM58 226H59V225H58ZM81 226H82V225H81ZM86 226H88V223H87ZM101 226H103V225H101ZM107 226H108V225H107ZM111 226H112V225H111ZM111 226L109 227L110 230H111ZM116 226H117V225H116ZM216 226H217V225H216ZM219 226H220V225H219ZM17 227H18V226H17ZM26 227H27V228H26L27 230H26L25 228H24V229L27 231V233L24 232L25 230L22 231V230L20 229L21 227H18V228L21 230V232H24V233L28 234V231H29L30 227L28 226V224H27ZM28 227H29V229H28ZM41 227H42V226H41ZM43 227H44V226H43ZM68 227H67V228H68ZM122 227H120V228L122 229ZM127 227H129V226H127ZM147 227H148V226H147ZM169 227H170V225H169ZM200 227H201V226H200ZM204 227H205V226H204ZM209 227H208V228H209ZM226 227H228V226L226 225ZM3 228H4V227H3ZM5 228H6V226H5ZM10 228H11V227H10ZM33 228H32V229H33ZM36 228H37V229L39 228V230L42 229V228H40V226H39V227H36ZM36 228H35V229H36ZM45 228H46V227H45ZM48 228H49V225H48L47 229H48ZM54 228H55V227H54ZM74 228H73V229H74ZM79 228H81V229L84 230V231L87 230V227H86V230L84 229L83 226H82V227H79ZM79 228H78V229H79ZM88 228H89V226H88ZM93 228H94V227H93ZM95 228H96V226H95ZM95 228H94V230H95ZM97 228H99V226H98ZM132 228H134V227H132ZM142 228H143V227H142ZM154 228H155V227H154ZM180 228H181V227H180ZM195 228H196V227H195ZM195 228H194V229H195ZM197 228H198V227H197ZM208 228H207V229H208ZM211 228H210V229H211ZM6 229L9 230L8 228H6ZM19 229H18L17 231H20ZM37 229H36V230H37ZM62 229L64 230V228H60L61 231H60V230H59V231L56 230V232H59V233H60V234H59V233H57V234H59L60 236H61V235L63 236V237H61V238L59 239L60 236L58 235V238H56V239H58V240H61V239L64 238V237L67 238V237L69 236V235L67 236V234H65L66 236H64L63 234H64V232L66 233V230L63 231ZM107 229H108V228H107ZM107 229H106V227H105V230H107ZM123 229H124V228H123ZM123 229H122V230H123ZM144 229H145V228H144ZM146 229H149V227L146 228ZM213 229H214V228H212L211 230H213ZM217 229H218V228H217ZM219 229H220V227H219ZM221 229H222V228H221ZM223 229H224V228H223ZM231 229H232V228H231ZM15 230H16V229H15ZM15 230H14V231H15ZM33 230H34V229H33ZM43 230H45V229H43ZM43 230H42V231H43ZM67 230H68V229H67ZM76 230H77V228H76L74 231H76ZM79 230H80V229H79ZM94 230H93V233H94ZM96 230H97V229H96ZM96 230H95V231H96ZM101 230H102V229H101ZM103 230H104V228H103ZM103 230H102V231H103ZM114 230H115V232H117L116 227H115V229H112L113 232H114ZM184 230H185V228H184ZM184 230H183V231H184ZM197 230H198V229H197ZM208 230H209V229H208ZM208 230H207V231H208ZM229 230H230V228H229ZM0 231H1V230H0ZM9 231H10V230H9ZM49 231H52V229L49 230ZM49 231H46V232L49 233ZM89 231H90V228H89ZM127 231H128V230H127ZM129 231H130V230H129ZM145 231H146V230H145ZM147 231H148V230H147ZM156 231H157V230H156ZM191 231H192V230L190 229V232H191ZM194 231H195V233L197 232L196 229L193 230V232H194ZM214 231H215V230H214ZM232 231H233V230H232ZM3 232H4V231H3ZM3 232H2V234H3V235L5 234V237H7V239H8V236H6L7 233H3ZM33 232H37V233H36V236H37V234L39 233V231H33ZM44 232H45V231H44ZM52 232H53V231H52ZM52 232H51V233H52ZM54 232H55V231H54ZM56 232H55V233H56ZM61 232H62V233H61ZM67 232H68V231H67ZM71 232H72V231H71ZM76 232H78V230H77ZM86 232H87V231H86ZM90 232H91V231H90ZM96 232H97V231H96ZM99 232H100V230H99ZM105 232H106V231H104V234H105ZM108 232H109V231H108ZM118 232H119V231H118ZM122 232H123V231H122ZM124 232H125V231H124ZM143 232H144V231H143ZM158 232H159V231H158ZM158 232H157V233H158ZM186 232H189V230L186 231ZM209 232H210V231H209ZM215 232H216V231H215ZM217 232H218V231H217ZM227 232H229V231H227ZM0 233H1V232H0ZM10 233H11V232H10ZM40 233H41V231H40ZM40 233L38 234L37 240H38V238H39V235H40V239L43 238V237H41L42 235H41ZM55 233H54V234H55ZM83 233H84V232L81 231V232L79 233L80 235L78 234V237L80 236L81 239L84 238V241H83V239H82V241L84 242V244L86 243V245H87V242H85V237H84L85 235H87V233H86V234L84 233L85 235H84ZM93 233H92V235L95 236L96 233H94L95 235H94ZM101 233H102V232H101ZM144 233H145V232H144ZM149 233H150V231H149ZM154 233H155V232H154ZM162 233H163V232H162ZM181 233H182V231H181ZM198 233H199V232H198ZM211 233H212V232H211ZM211 233H210V234H211ZM12 234H13V233H11V235H12ZM17 234H18V233H17ZM20 234H21V233H20ZM20 234H19V235H20ZM29 234H30V232H29ZM71 234H72V233H70V236H71ZM104 234H98V238H100L99 241H101V239H102L101 236L104 235ZM110 234H111V232H110ZM115 234H116V233H115ZM115 234H114V236H117V235H115ZM118 234H119V233H118ZM126 234H127V233H126ZM147 234H148V233H147ZM151 234H152V233H151ZM151 234H150V235H151ZM158 234H159V233H158ZM183 234H184V233H183ZM192 234H194V233H192ZM192 234H191V235H192ZM202 234H204V233H202ZM210 234H209V236H210ZM215 234H217V233H215ZM230 234H231V233H229L228 235H230ZM232 234H233V233H232ZM0 235H1V234H0ZM11 235H10V237H11ZM19 235H18V236H19ZM22 235H23V234H22ZM34 235H35V234H34ZM43 235H44V233H43ZM52 235H53V233H52ZM52 235H51V236H52ZM55 235H56V234H55ZM55 235H53L52 237H54ZM83 235H84V236H83ZM89 235H90V234H89ZM99 235H101V236H99ZM112 235H113V234H111V236H112ZM144 235H145V234H144ZM188 235H189L190 237H192L190 234H188ZM188 235H187V236H188ZM195 235H196V234H195ZM212 235H213V234H212ZM18 236H17V237H18ZM30 236H31V235H30ZM30 236H29V237H30ZM44 236H45V235H44ZM46 236H48V235H46ZM46 236H45V238H46ZM51 236H50V237L48 236L49 239H50V238H51V239H54V238H52ZM93 236H92V237H93ZM111 236H110V237H111ZM120 236H121V235H120ZM161 236H163V235H161ZM161 236H160V238H161ZM189 236H188V237H189ZM200 236H202V235L200 234ZM207 236H208V235H207ZM2 237H4V236H2ZM22 237H23V236H22ZM22 237H21V238H22ZM55 237H57V236H55ZM92 237L89 239V241H90V240L93 241V239H94L96 236L93 237V238H92ZM110 237L107 236V237H106V238H107V239H106L107 241H106V240L104 239L105 236H103L102 241L105 240V241L108 243V241L110 240ZM117 237H119V236H117ZM144 237H145V236H144ZM152 237H153V236H152ZM158 237H159V236H158ZM167 237H168V236H167ZM190 237H189V238H190ZM193 237H194V235H193ZM210 237H211V236H210ZM19 238H20V237H19ZM30 238H32V237H30ZM30 238H29V240L31 241ZM66 238H65V242H66V240H69V241H71V242L73 241V240L70 239L71 237H69V239H66ZM108 238H109V240H108ZM114 238H115V237H113L112 240H113V241H116V238H115V239H114ZM141 238H142V237H141ZM154 238H155V237H154ZM154 238H151V239H154ZM163 238H164V237H163ZM169 238H170V237H169ZM189 238H188V239H189ZM195 238H196V237H195ZM195 238H194V239H195ZM212 238H214V237H212ZM212 238H210V239L212 240ZM218 238H219V237H218ZM2 239H3V238H2ZM5 239H6V238H5ZM24 239H25V237H24ZM24 239H23V241L25 242ZM26 239H27V238H26ZM43 239H44V238H43ZM56 239H55V242H56V241L58 242V240H56ZM79 239H80V238H79ZM143 239H144V238H143ZM181 239L183 240V238H181ZM210 239H209V240H210ZM223 239H224V238H223ZM223 239H222V240H223ZM229 239H230V237H229ZM20 240H21V239H19V241H20ZM32 240H33V239H32ZM62 240H63V239H62ZM97 240H98V239H97ZM112 240H111V241H112ZM123 240H124V239H123ZM133 240H134V239H133ZM165 240L168 241V238L165 239ZM184 240H185V239H184ZM189 240H190V239H189ZM214 240H215V238H214ZM5 241H6V240H5ZM19 241H18V243H19ZM23 241H22V242H23ZM30 241H28V242H30ZM38 241H39V240H38ZM40 241H42V240H40ZM46 241H48V240H46ZM50 241L52 242V240H50ZM50 241H49V242H50ZM69 241H67V242H69ZM86 241H88V240H87V237H86ZM99 241H98V242H99ZM111 241H110V242H111ZM113 241H112V242H113ZM118 241H122V240L118 239ZM129 241L131 242V240H129ZM154 241H156V239H155ZM162 241H164V240H162ZM202 241H204V240H202ZM229 241H231V239H230ZM1 242H3V241H1ZM8 242H10V241H8ZM13 242H14V241H12V244H13ZM20 242H21V241H20ZM61 242L63 243V241H61ZM61 242H59V244L62 246ZM71 242H69V243H71ZM74 242H76V241H74ZM74 242H73V245H74V244L77 245V242H76V243H74ZM95 242H96V241H95ZM110 242H109V243H110ZM130 242H129V244H130ZM159 242H160V241H159ZM180 242H182V241H180ZM185 242H186V241H185ZM188 242H189L188 244H190V241H188ZM210 242H211V241H210ZM210 242H209V244L212 243V242H211V243H210ZM223 242H224V240H223ZM227 242H228V241H227ZM26 243H27V242H26ZM30 243H32V242H30ZM44 243H46V242H44ZM93 243H94V242H93ZM96 243H97V242H96ZM109 243H108V244H109ZM113 243H114V242H113ZM113 243H112V244H113ZM116 243H117V244H121V242H120V243H119V242H116ZM137 243H138V242H137ZM144 243H145V242H144ZM162 243H163V242H162ZM164 243H165V241H164ZM196 243H197V242H196ZM213 243H214V242H213ZM244 243H245V242H244ZM15 244H16V243H15ZM15 244H14V245H15ZM21 244L24 245V243H21ZM59 244H58V245H59ZM67 244H68V243H67ZM94 244H95V243H94ZM110 244H111V243H110ZM125 244H127V243H125ZM147 244H148V243H147ZM168 244H169V243H168ZM168 244H167V245H168ZM170 244H171V243H170ZM176 244L178 245V243H176ZM214 244H215V243H214ZM216 244H217V243H216ZM226 244H228V243H226ZM3 245H4V244H3ZM10 245H11V242H10ZM18 245H19V244H18ZM27 245H28V244H27ZM32 245H34V244H32ZM32 245H31V246H32ZM45 245H46V244H45ZM47 245H48V244H47ZM53 245H54V244H53ZM76 245H75L74 249H77V246H79V245H77V246H76ZM121 245H123V244H121ZM131 245H132V244H131ZM138 245H139V244H138ZM143 245H144V244H143ZM163 245H164V244H163ZM171 245H172V244H171ZM197 245H198V244H197ZM229 245H230V243H229ZM7 246H9V245L7 244ZM7 246H6V249H7ZM20 246H21V245H20ZM28 246H30V244H29ZM42 246H43V245H41V249L43 248V251H44V246H43V247H42ZM61 246H59V248H60ZM123 246H124V245H123ZM123 246H121V247H123ZM133 246H134V245H133ZM145 246H146V245H145ZM147 246H150V245H147ZM172 246H173V245H172ZM180 246H181V245H180ZM210 246H211V245H210ZM225 246H226V245H225ZM227 246H228V245H227ZM17 247L20 248L19 246H17ZM39 247H40V246H39ZM54 247H55V246H54ZM54 247H53V249H54ZM69 247H70V246H69ZM85 247H86V246H85ZM118 247H119V246H118ZM138 247H139V246H138ZM140 247H142V243L140 244ZM150 247H151V246H150ZM183 247L185 248V251H186V250L188 251V247H187V246H183ZM196 247H198V246H196ZM211 247L213 248L214 245L211 246ZM216 247H217V246H216ZM223 247H224V246H223ZM0 248H1V247H0ZM24 248H25V247H24ZM33 248H34V246H33ZM45 248H46V249H45V252L47 251L48 253H47V252H46V253H47L48 255H49V253H50V255H52V254H51L52 252H50V251H52V250L49 249V245H48V249H47L46 246H45ZM50 248H51V247H50ZM62 248H63V247H62ZM87 248H88V247H87ZM87 248H85L86 252L88 251ZM89 248H90V250H93V248H91V247H89ZM109 248H110V247H109ZM119 248H120V247H119ZM119 248H118V251L120 250ZM126 248L128 249V247H126ZM147 248H149V247H147ZM154 248H156V247H154ZM154 248H153V249H154ZM162 248H163V247H162ZM162 248H161V249H162ZM178 248H180V247H178ZM181 248H182V247H181ZM181 248H180V249H181ZM190 248H192V247H190ZM221 248H222V247H221ZM224 248H225V247H224ZM2 249H4V248H2ZM2 249H0V250H2ZM10 249H11V248H10ZM21 249L24 250V249H23V246H22ZM21 249H20V250H21ZM26 249H27V248H26ZM26 249H25V252H26ZM31 249H32V248L30 247V250H29V251H31ZM35 249H36V248H35ZM35 249H33L31 253H33V251H34L33 254H35ZM39 249H40V248H39ZM67 249H68V251H69L71 248L69 249V248L67 247ZM74 249H72V252H73ZM103 249L106 250V246H105ZM114 249H115V248H114ZM114 249H113V250H114ZM138 249H139V248H138ZM141 249H142V248H141ZM141 249H140V251H141ZM145 249H146V248H145ZM145 249H144V250H145ZM149 249H151V248H149ZM164 249H166V246H165ZM169 249H170V248H169ZM173 249H174V246H173ZM175 249H177V248L175 247ZM197 249H199V248H197ZM222 249H223V248H222ZM226 249H227V248H226ZM11 250H12V249H11ZM64 250H66L65 246H64ZM64 250H63L60 254H58V253L56 254V252H58L59 249H58V251H56V249H55V251H56V252H55V255H54V253H53V256H50V255H49L50 259L55 258L54 256H56V255H64V254L66 253V251L64 252ZM78 250H79V249H78ZM90 250H89V251H90ZM105 250H103V251H105ZM125 250H126V249H125ZM128 250H129V249H128ZM146 250H147V249H146ZM154 250H156V249H154ZM162 250H163V249H162ZM166 250L168 251V249H166ZM182 250H184V249L182 248ZM3 251H4V250H2V252H3ZM12 251H14V250H12ZM43 251H42V254H44ZM68 251H67V252H68ZM94 251H96L95 248H94ZM106 251H107V250H106ZM106 251H105V253H106ZM149 251H150V250H149ZM149 251H148V252H149ZM175 251H177V250H175ZM178 251H179V250H178ZM187 251H186V252H184V251L182 252V251H181V252H182L183 255H184V253H188V255L190 256V255H191V254H189L190 252H187ZM189 251H190V249H189ZM191 251H192V249H191ZM224 251H225V250H224ZM40 252H41V251H40ZM96 252H97V251H96ZM113 252H114V251H113ZM129 252H131V251H129ZM135 252H136V251H135ZM156 252H157V251H156ZM164 252L166 253V251H164ZM170 252H171V251H170ZM170 252H168V253H170ZM179 252H180V251H179ZM29 253H30V252H29ZM38 253H39V252L37 251V254H38ZM63 253H64V254H63ZM76 253H77V251H76L75 253H73V255H74V257H75V258H74V261L71 259V256H70V258H69V257H68V258H65L66 256L64 255L63 258H65L66 264H69V263L67 262V259H68V261L70 262V264H72L70 260H72L73 263L75 262V259H76ZM79 253H81V252L79 251ZM84 253H85V252H84ZM90 253H93V252H90ZM103 253H104V252H103ZM105 253H104V255H105ZM120 253H121V252H120ZM145 253H147V252H145ZM158 253H159V251H158ZM165 253H164V254H165ZM197 253H200V254H201V253H203V252H199V251H198ZM210 253H211V252H210ZM5 254H6V253H3V254H1V255L5 256ZM10 254H11V253H10ZM13 254H14V253H13ZM37 254H36V255H37ZM40 254H41V253H40ZM67 254H69V253H66V255H67ZM77 254H78V253H77ZM97 254H98V252H97ZM106 254H107V253H106ZM112 254H113V253H110L109 256L111 257ZM115 254H116V253H115ZM131 254H132V252H131ZM131 254H130V256H131ZM133 254H134V253H133ZM133 254H132V255H133ZM142 254H143V253H142ZM147 254H148V253H147ZM151 254H153V253L151 252ZM193 254H194V253H193ZM203 254H204V253H203ZM6 255H9V253L6 254ZM45 255H46V254H44V255H42V256H45ZM86 255H88V254H86ZM91 255H92V254H91ZM107 255H108V254H107ZM113 255H114V254H113ZM149 255H150V254H149ZM165 255H167V254H165ZM170 255H171V254H170ZM170 255H169V256H170ZM173 255H174V254H173ZM197 255H198V254H197ZM197 255H193L194 258H195ZM210 255H211V254H210ZM213 255H215L214 252H213ZM11 256H13V255H11ZM18 256H19V255H18ZM21 256H23V258H25L23 254H22ZM38 256H39V255H38ZM42 256H39V259H40V257H42ZM67 256H69V255H67ZM92 256H93V255H92ZM96 256H97V255H96ZM96 256L94 255L93 257H96ZM98 256H101V255H98ZM114 256H116V255H114ZM117 256H118V255H117ZM120 256H122V254H121ZM133 256H134V255H133ZM152 256L155 257L154 255H152ZM152 256H151V257H152ZM171 256H172V255H171ZM184 256H187V255H184ZM199 256H200V255H199ZM199 256H198V259H197V263L200 262L201 259H202L201 256H200V257H199ZM218 256H219V254H217V256H215V258L218 257ZM34 257H35V256H34ZM34 257H32L33 259L31 258V256L29 257V260H32V261H33V262L31 261L32 263H34V262L36 263V261H34V260H35ZM58 257H59V256H56V259H59L58 261H61V260H60V257H59V258H58ZM61 257H62V256H61ZM149 257H150V256H149ZM161 257H162V256H161ZM165 257H168V256H165ZM210 257H211V256H210ZM213 257H214V256H212V258H213ZM7 258H8V256L6 257L5 262H6ZM12 258H13V257H11V259H12ZM17 258L20 259V257H17ZM23 258H22L21 260L13 259V260H15L16 262L14 263L13 260H11V262L13 261V264H16L18 261H19V263L23 264L21 261H26V260L28 261L27 264L30 262V261L28 260V258H27L26 260H24ZM30 258H31V259H30ZM37 258H38V257H36V259H37ZM113 258H114V257H112V259H113ZM128 258H129V257H128ZM128 258H127V260H128V263H129V262H130L129 260H130L131 258H133V257L131 256L130 259H128ZM138 258H139V257H138ZM168 258H169V257H168ZM171 258H173V257H171ZM171 258H170V259H171ZM189 258L192 259V257H189ZM199 258H200V261H198ZM0 259H1V258H0ZM61 259H62V258H61ZM112 259H111V260H112ZM114 259H115V258H114ZM118 259H119V258H118ZM118 259H116V260H118ZM122 259H124L123 256H122ZM133 259H134V258H133ZM148 259H149V258H148ZM150 259H151V258H150ZM184 259H185V258H184ZM195 259H196V258H195ZM213 259H214V258H213ZM225 259L228 260V258H225ZM225 259L222 258V259H221L222 262H221V260H220V262H221L222 264H225L226 261H227V260H225ZM45 260H46V259H45ZM76 260H77V259H76ZM95 260H96V259H95ZM127 260H126V261H127ZM142 260H143V259H142ZM152 260H153V259H151L150 261H152ZM155 260H156V257H155ZM166 260H168V259H166ZM1 261H3V260L1 259ZM9 261H10V259H9ZM47 261H48V260H47ZM52 261H55V259L51 260V262H52ZM58 261L56 260V262H58ZM65 261L63 262V260H62V261H61V264L65 263ZM77 261H78V260H77ZM79 261H80V262L82 261L81 263L84 264L83 260L80 259ZM79 261H78L77 264H79ZM104 261H105V260H104ZM123 261H125V260H123ZM148 261H149V260H148ZM148 261H147V262H148ZM158 261H159V260H158ZM214 261H215V259H214ZM218 261H219V260H218ZM228 261H229V260H228ZM5 262H4V263H5ZM49 262H50V261H49ZM56 262H52L51 264H53V263L55 264ZM97 262H98V261H97ZM117 262H118V261H117ZM153 262H154V261H153ZM153 262H152V263H153ZM165 262H166V261H165ZM167 262H168V261H167ZM194 262H196V260H194ZM194 262H192V264H193ZM201 262H202V261H201ZM4 263H3V264H4ZM19 263H18V264H19ZM24 263H25V262H24ZM32 263H31V264H32ZM81 263H80V264H81ZM131 263H132V262H131ZM135 263H137V262H134L133 264H135ZM140 263H141V262H140ZM144 263H145V262H144ZM152 263H151V264H152ZM197 263H196V264H197ZM203 263H204V262H203ZM205 263H206V260H205ZM205 263H204V264H205ZM217 263H218V262H217ZM217 263H216V264H217ZM5 264H9V263L6 262ZM47 264H49V263H47ZM57 264H60V262H58ZM75 264H76V262H75ZM86 264H87V263H86ZM90 264H91V263H90ZM95 264H96V262H95ZM98 264H99V263H98ZM100 264H101V260H100ZM102 264H103V262H102ZM105 264H107V262H106ZM114 264H115V263H114ZM119 264H120V262H119ZM124 264H125V262H124ZM138 264H139V263H138ZM149 264H150V263H149ZM156 264H157V262H156ZM159 264H162V263L159 262ZM166 264H168V263H166ZM169 264H172V263H170V261H169ZM194 264H195V263H194Z\"/></svg>",
	"mask_w": 264,
	"mask_h": 264
}]
</instances>
